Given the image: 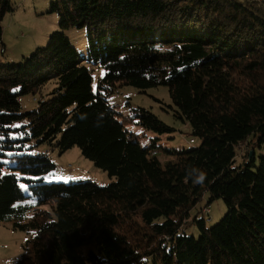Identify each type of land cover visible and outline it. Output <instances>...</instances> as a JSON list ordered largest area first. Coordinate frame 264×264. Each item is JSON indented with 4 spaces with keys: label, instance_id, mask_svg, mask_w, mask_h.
Returning <instances> with one entry per match:
<instances>
[{
    "label": "trees",
    "instance_id": "16d2710c",
    "mask_svg": "<svg viewBox=\"0 0 264 264\" xmlns=\"http://www.w3.org/2000/svg\"><path fill=\"white\" fill-rule=\"evenodd\" d=\"M12 10L0 0V21ZM50 12L48 43L0 64V223L28 233L4 264H264V3L52 0ZM71 29L86 32L83 54ZM123 85L167 86L199 144L163 163L159 137L135 126L171 127L144 107L118 112ZM46 144L78 146L113 181H54ZM217 198L227 211L208 224Z\"/></svg>",
    "mask_w": 264,
    "mask_h": 264
},
{
    "label": "rangeland",
    "instance_id": "374dc122",
    "mask_svg": "<svg viewBox=\"0 0 264 264\" xmlns=\"http://www.w3.org/2000/svg\"><path fill=\"white\" fill-rule=\"evenodd\" d=\"M52 0H11L13 10L7 12L0 21L2 29L0 35V64L7 62H20L30 56L38 47L45 46L51 34L59 29V16L50 12ZM72 42L83 54L87 49V37L85 30L71 29L68 31ZM4 49V53L2 50ZM103 72H95L94 85ZM50 86H44L38 94H25L21 97L23 107L33 109L37 99L50 90ZM109 101L118 112L124 115L132 114L134 107H144L154 112L162 119L171 130L165 133H156L141 126H135L138 135L144 143L152 142L151 138L159 137L156 155L165 163L167 150L190 149L199 143L189 142L191 127L188 122L177 118L173 110L167 86L161 85L141 90L132 85L118 87L109 96ZM172 105V106H171ZM44 150L56 163L54 181H79L93 180L101 185L113 181L108 173L97 167L92 160L85 157L78 146L61 152L55 145L46 144ZM259 154L264 149L256 148ZM204 198L203 203H205ZM210 209L209 212L208 209ZM204 208L205 216L209 218L208 224L217 223L227 211V206L220 198L214 199ZM194 229H197L194 227ZM198 233V232H197ZM28 233L15 229L12 223H0V264L16 262L22 252L23 244Z\"/></svg>",
    "mask_w": 264,
    "mask_h": 264
},
{
    "label": "clouds",
    "instance_id": "9594fccd",
    "mask_svg": "<svg viewBox=\"0 0 264 264\" xmlns=\"http://www.w3.org/2000/svg\"><path fill=\"white\" fill-rule=\"evenodd\" d=\"M203 178H204V176H203V174H201L200 177H199V179L200 180H203Z\"/></svg>",
    "mask_w": 264,
    "mask_h": 264
},
{
    "label": "built area",
    "instance_id": "2783aa9c",
    "mask_svg": "<svg viewBox=\"0 0 264 264\" xmlns=\"http://www.w3.org/2000/svg\"><path fill=\"white\" fill-rule=\"evenodd\" d=\"M256 1H259V2H262L264 3V0H256ZM193 143H194V140L192 139Z\"/></svg>",
    "mask_w": 264,
    "mask_h": 264
},
{
    "label": "bare ground",
    "instance_id": "6f19581e",
    "mask_svg": "<svg viewBox=\"0 0 264 264\" xmlns=\"http://www.w3.org/2000/svg\"><path fill=\"white\" fill-rule=\"evenodd\" d=\"M191 143H193L192 139L190 140Z\"/></svg>",
    "mask_w": 264,
    "mask_h": 264
}]
</instances>
